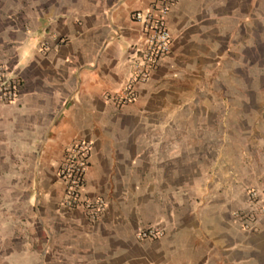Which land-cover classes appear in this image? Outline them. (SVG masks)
<instances>
[{
  "label": "crops",
  "instance_id": "1",
  "mask_svg": "<svg viewBox=\"0 0 264 264\" xmlns=\"http://www.w3.org/2000/svg\"><path fill=\"white\" fill-rule=\"evenodd\" d=\"M159 6L0 0L18 83L0 106V264H264V0H172L169 51L131 83L145 48L131 14ZM77 140L95 221L61 204Z\"/></svg>",
  "mask_w": 264,
  "mask_h": 264
},
{
  "label": "built area",
  "instance_id": "2",
  "mask_svg": "<svg viewBox=\"0 0 264 264\" xmlns=\"http://www.w3.org/2000/svg\"><path fill=\"white\" fill-rule=\"evenodd\" d=\"M160 6L153 12L134 11L131 20L142 27L145 32L144 51L142 61L133 63V76L130 82L144 83L147 79V70L169 51L170 35L165 26V17L172 0H158ZM18 96V83L15 77L0 65V106L13 103ZM130 86L127 85L122 95L117 100L120 105L132 100ZM90 153V144L84 140L71 143L65 150L59 163L56 177L62 186L61 204L65 207L79 205L83 208L89 221H95L101 215L104 203L101 199L85 200L81 196L84 173L87 167ZM257 192L250 191L249 198H255ZM264 212V209H261ZM243 227H246L244 225ZM157 230L146 228L138 232L140 239H153L160 236Z\"/></svg>",
  "mask_w": 264,
  "mask_h": 264
},
{
  "label": "rangeland",
  "instance_id": "3",
  "mask_svg": "<svg viewBox=\"0 0 264 264\" xmlns=\"http://www.w3.org/2000/svg\"><path fill=\"white\" fill-rule=\"evenodd\" d=\"M255 100H257V98L255 97ZM196 103V100H193V103ZM197 112H199L198 110H197V108H194V109H191L190 110V113H191V116H197ZM193 114V115H192Z\"/></svg>",
  "mask_w": 264,
  "mask_h": 264
}]
</instances>
